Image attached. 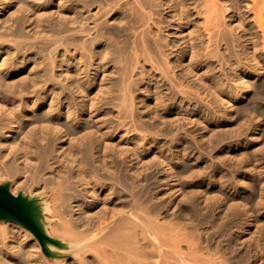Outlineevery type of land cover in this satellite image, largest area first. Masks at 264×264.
Instances as JSON below:
<instances>
[{
	"label": "bare ground",
	"instance_id": "1",
	"mask_svg": "<svg viewBox=\"0 0 264 264\" xmlns=\"http://www.w3.org/2000/svg\"><path fill=\"white\" fill-rule=\"evenodd\" d=\"M1 180L0 264H264V0H0Z\"/></svg>",
	"mask_w": 264,
	"mask_h": 264
},
{
	"label": "water",
	"instance_id": "2",
	"mask_svg": "<svg viewBox=\"0 0 264 264\" xmlns=\"http://www.w3.org/2000/svg\"><path fill=\"white\" fill-rule=\"evenodd\" d=\"M27 207L28 202L22 196H15L7 186H0V218L13 219L39 235L37 226L26 212Z\"/></svg>",
	"mask_w": 264,
	"mask_h": 264
},
{
	"label": "rangeland",
	"instance_id": "3",
	"mask_svg": "<svg viewBox=\"0 0 264 264\" xmlns=\"http://www.w3.org/2000/svg\"><path fill=\"white\" fill-rule=\"evenodd\" d=\"M222 151L223 150H221V152ZM238 152H240V151H238V150L234 151V153H238ZM215 162H217V161L215 160ZM216 165H217V163H216ZM13 179L14 178H12L11 181H13ZM10 185H11V183L9 182V180H1L0 181V186H7L9 188V187H11ZM257 222H258V224H259V222H260V224H264V223H262V222H264L263 219H259V221L257 220ZM12 223L15 224L16 222L13 219L0 218V225H7V224L10 225Z\"/></svg>",
	"mask_w": 264,
	"mask_h": 264
}]
</instances>
